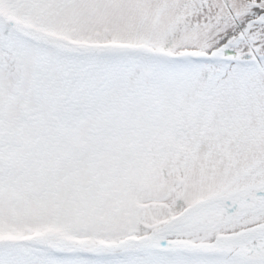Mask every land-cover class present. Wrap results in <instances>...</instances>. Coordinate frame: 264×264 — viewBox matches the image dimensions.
Listing matches in <instances>:
<instances>
[{
    "label": "snow or ice",
    "instance_id": "1",
    "mask_svg": "<svg viewBox=\"0 0 264 264\" xmlns=\"http://www.w3.org/2000/svg\"><path fill=\"white\" fill-rule=\"evenodd\" d=\"M0 264H264V0H0Z\"/></svg>",
    "mask_w": 264,
    "mask_h": 264
}]
</instances>
